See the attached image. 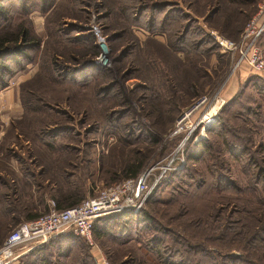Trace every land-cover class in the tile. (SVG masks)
Segmentation results:
<instances>
[{"label":"rangeland","instance_id":"1","mask_svg":"<svg viewBox=\"0 0 264 264\" xmlns=\"http://www.w3.org/2000/svg\"><path fill=\"white\" fill-rule=\"evenodd\" d=\"M14 1L4 6L0 35L24 27L40 41L23 49L29 60L22 69L13 58L0 59V212L23 213L47 199V209L45 200L37 211L42 214L61 193L79 189L86 198L124 180L122 166L135 151L145 155L143 171L164 164L177 148L185 163L187 150L206 139L209 155L191 161L181 176L168 171L145 203L158 228L153 233L192 264H264V90L257 88L263 78L243 66L233 72L231 56L215 37L237 39L260 0H170L179 4L162 23L165 32H153L160 20L151 11L164 0H100L102 7L95 0H52L47 11L29 15ZM26 5L38 8V0ZM186 13L190 32L180 51L176 39ZM92 24L106 35L111 63L91 65L89 77L77 81L79 67L97 55ZM75 25L82 30L77 42L62 32ZM204 95L208 99L191 110ZM212 99H218L216 109L204 128ZM217 119L221 130L216 125L206 132ZM231 144L238 152L249 148L251 159L238 152L234 158ZM214 170L223 174L218 186ZM7 217L2 220L12 224L4 235L18 222ZM51 241L41 258L27 263L91 264L92 254L108 264H155L133 240L121 244L103 236L93 246L68 236ZM24 254L9 264H22Z\"/></svg>","mask_w":264,"mask_h":264},{"label":"built area","instance_id":"2","mask_svg":"<svg viewBox=\"0 0 264 264\" xmlns=\"http://www.w3.org/2000/svg\"><path fill=\"white\" fill-rule=\"evenodd\" d=\"M97 48L94 62L106 67L111 63L106 45V35L101 33L96 24L90 26ZM264 32V0L257 3L256 11L249 19L238 38L235 40L215 36L220 44L221 50L231 56V70L234 72L241 66L248 68L252 73L264 79V50L258 45V39ZM245 65V66H244ZM247 66V67H246ZM208 97L206 95L194 101L191 110L198 108ZM213 106L218 99H212ZM223 100L221 99V102ZM210 109L202 116L207 119L205 123L212 120L207 117ZM212 114V113H211ZM210 114V115H211ZM188 114H183L180 121ZM178 121V124L180 123ZM181 129L177 126L174 132ZM183 143V141H182ZM182 143H180L182 147ZM177 148L172 152L164 164L154 165L139 172L136 176L98 188L96 192L82 199L73 206L56 208V203L49 200V209L35 218L19 222L5 236L0 245V264L14 262L23 253L34 246L43 243L53 235L71 232L82 237L89 245L95 244L92 234L93 223L96 219L124 210L138 212L147 202L149 196L157 185H159L168 171L179 169L184 164V158L178 155ZM155 166L159 171H154ZM99 264H108L102 257Z\"/></svg>","mask_w":264,"mask_h":264},{"label":"trees","instance_id":"3","mask_svg":"<svg viewBox=\"0 0 264 264\" xmlns=\"http://www.w3.org/2000/svg\"><path fill=\"white\" fill-rule=\"evenodd\" d=\"M50 1L52 0H38V8H34V6L33 8H30V7H27L26 0H16L17 3H20L21 9L26 15H29L30 13L35 12V11H38L41 13L47 11V8L51 4ZM95 1L98 2L97 6L96 4L94 5L95 7L103 6L102 4L99 3L100 0H95ZM14 2H15L14 0H6L5 2L3 0H0V16L1 17H3L6 12L4 8L5 4L8 6L9 4H11L12 6H15ZM178 4L179 3L177 1H170V0L168 1L164 0V1L152 4L151 6L152 14L155 19H157L158 21L160 20L159 23H156L155 25H153L154 27L155 26L160 27V29L153 30V32H156V31L165 32V29L162 27V23L165 21V19H167L170 16V14L173 11H176L173 8L174 6H178ZM166 7H168V9L164 11ZM187 7L189 8L188 5ZM122 9L124 10L125 7H123ZM141 9L142 8L140 7L139 11ZM216 10L217 8L212 9L211 13L216 12ZM126 15H127V12H126ZM6 17H8L7 14L4 18ZM183 17L185 20L188 21V23H186L185 26L183 27L180 33L181 36L179 35V37H177L176 39V42L179 43L178 44L179 48L177 50H180V51L183 50L182 44L187 39V36L190 32L189 29H190V24H191L189 23V21L191 20L189 13L184 14ZM205 22H207V19H205ZM153 23H154V20H153ZM81 31L82 30H80V27L78 25L71 26L69 29H67V31L62 30L66 38L70 37L69 39L67 38V40H70L73 42L81 41L82 39L81 35L79 36V32ZM76 33L78 34L76 35ZM27 35H28L27 31L24 29V27H19L16 33L14 34L10 33V34L0 35V59H2L3 56H7L6 57L7 60L13 58L12 60L15 63H17L18 65H21L19 66L21 67V69L24 67V65L26 66L29 59H24V57H27L28 55H26L23 49L33 48V47L35 48V46L37 45L36 44L37 41H40V40H35L34 42V40L29 38ZM90 36H93V34L90 33ZM29 41H31L32 43ZM200 41H197V42H200ZM8 42H13V43L16 42V44L13 45V47H7L6 45ZM18 42L19 43L24 42L23 47H22V44L18 45L19 44ZM92 44H94L93 46L95 48L96 45L94 43L93 38H92ZM258 45L264 50V32L260 35L258 39ZM19 47H22V50ZM9 52H12L13 55L10 56ZM96 53H97V48L94 49L93 55H95ZM87 62L88 64L79 67L80 73L74 74L75 79L77 81H80L82 78L89 77L91 72H93V68H91V65L96 69H100V68L105 69V67H101L100 65L96 64L91 58H89ZM7 64L9 65V63ZM63 66L64 67L62 68L64 69L68 68L66 64H63ZM14 71L12 73H14ZM261 82H262L261 85H257L258 86L257 88L260 89V91H263L264 90V85H263L264 80L262 79ZM220 124L221 123L218 121V119L215 120L213 123L209 125L208 128H206V132H210L216 125L219 127L218 130H221ZM222 135H223L222 143L225 147H228L229 146L228 139L225 137L224 133ZM196 145L198 147L197 149H194L190 151L189 153H188L189 150H187V153L185 155V163L183 167L176 169V170H171L170 174L173 173L178 176H181V174L185 173L184 170H186V168L189 166V163L191 161L201 160L205 156V154L209 155L208 153L210 152V148L208 147L209 145L207 144L206 139L198 140L196 142ZM230 146L231 147L229 149L232 152V155L234 156V158H238V155L235 154L238 152L237 145L231 144ZM248 152H249V148L246 149L244 147L240 149L238 153L239 155L245 154L246 156H248V159H251ZM134 154L135 155L131 156V158H129V160L122 166L121 171L123 172L122 174L123 177L128 178V177L136 176L143 169L145 155H142L139 151H135ZM213 174H214L213 179L216 185L218 186V184L220 183V180L223 177V174L218 173V171L216 170L213 171ZM163 182H161V184L155 187L152 194L149 196L148 200L154 197L155 192L163 184ZM230 184L231 186H235V183L233 181L224 182V185L226 187H230ZM61 194L62 195L60 197H55L56 208H66L69 206H73L77 204L78 202H80L82 199H84L79 189H73L70 192L68 191V192L61 193ZM40 202L43 203L44 200L40 199ZM44 208L47 209V206L44 205ZM3 210L4 211L0 212V216H2L0 218V245L6 236L4 235V232H5L4 230L9 226V224H12V223H9V221H6L5 218L4 220H2V218L3 216H8L7 218L13 219L12 217H10V214L6 207ZM38 215H40V213L36 212L34 214L25 216L26 219H23V220L35 218ZM13 220L14 222L17 220L18 221L17 224L19 223V217H14ZM157 229L158 228H156V225L153 224L152 217H150L148 213L144 211L142 208L138 212L124 210L118 213H113V214L96 219L95 222L93 223L92 234L95 240L98 237L111 236L114 239L117 238L118 242L121 244L122 243L129 244L128 242H130V240L140 243V247L146 250V253L152 258L155 264H192L190 261L186 260L185 258L181 256H177L176 254L171 252V249L169 245L165 242L164 238L154 235L153 232H157ZM67 236L72 237V238H77L85 242V240L82 237L76 236L72 234L71 232H65V233H59V234L53 235L52 237L48 238L43 243H40L34 246L33 248H31L29 251H27L26 254H24L21 257L22 264L24 263L32 264L33 261L27 263L29 260H31V258H37V257L41 258L43 256L41 252L49 248V244L53 242L51 241L53 240V238H59V237L67 238ZM44 259L47 260V258H44ZM83 264H86V263L84 262ZM91 264H99L97 258L92 254H91Z\"/></svg>","mask_w":264,"mask_h":264},{"label":"crops","instance_id":"4","mask_svg":"<svg viewBox=\"0 0 264 264\" xmlns=\"http://www.w3.org/2000/svg\"><path fill=\"white\" fill-rule=\"evenodd\" d=\"M39 19H41V18H39ZM230 86H231V84H229L228 85V88H230ZM227 88V89H228ZM225 92H227V90H225ZM0 102H1V100H0ZM13 104V103H12ZM14 107H16V104L14 103ZM13 165V164H12ZM13 170L14 171H17L18 169L17 168H13ZM31 175H32V173H31ZM31 178V177H30ZM46 200V202H45V206H47V202H48V200L47 199H44V201ZM37 204H35V206H31V207H29V209L27 210L26 209V211H24L23 213H17V212H15L14 210H11L10 211V216L14 219V217H16V216H18V215H22V216H28V215H31V214H34V213H36L37 211H39L40 210V208H42V206H43V203H41L40 201L39 202H36ZM96 257V256H95ZM98 260V259H97Z\"/></svg>","mask_w":264,"mask_h":264},{"label":"bare ground","instance_id":"5","mask_svg":"<svg viewBox=\"0 0 264 264\" xmlns=\"http://www.w3.org/2000/svg\"><path fill=\"white\" fill-rule=\"evenodd\" d=\"M215 109H216V106L212 107V108H211V111L208 113L207 117L212 116L211 113L214 112ZM210 114H211V115H210ZM211 118H212V117H210V119H211ZM206 126H207V124L205 123V124H204V128H205Z\"/></svg>","mask_w":264,"mask_h":264}]
</instances>
